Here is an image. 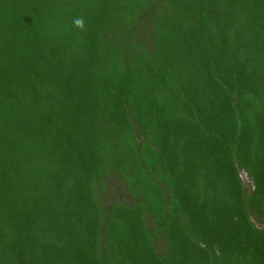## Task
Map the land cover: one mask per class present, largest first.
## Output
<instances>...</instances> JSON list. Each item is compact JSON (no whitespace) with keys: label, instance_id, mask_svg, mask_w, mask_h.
Listing matches in <instances>:
<instances>
[{"label":"trees","instance_id":"obj_1","mask_svg":"<svg viewBox=\"0 0 264 264\" xmlns=\"http://www.w3.org/2000/svg\"><path fill=\"white\" fill-rule=\"evenodd\" d=\"M0 264H264V0H0Z\"/></svg>","mask_w":264,"mask_h":264},{"label":"clouds","instance_id":"obj_2","mask_svg":"<svg viewBox=\"0 0 264 264\" xmlns=\"http://www.w3.org/2000/svg\"><path fill=\"white\" fill-rule=\"evenodd\" d=\"M73 25L83 31L84 29V19L83 17H76L73 19Z\"/></svg>","mask_w":264,"mask_h":264},{"label":"rangeland","instance_id":"obj_3","mask_svg":"<svg viewBox=\"0 0 264 264\" xmlns=\"http://www.w3.org/2000/svg\"><path fill=\"white\" fill-rule=\"evenodd\" d=\"M242 180H243V182H244L245 184H247V183H246V180H245V178H244V176H242Z\"/></svg>","mask_w":264,"mask_h":264}]
</instances>
